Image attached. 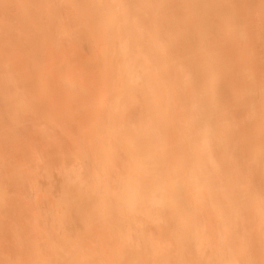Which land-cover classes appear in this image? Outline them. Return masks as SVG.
Listing matches in <instances>:
<instances>
[{
    "label": "bare ground",
    "instance_id": "1",
    "mask_svg": "<svg viewBox=\"0 0 264 264\" xmlns=\"http://www.w3.org/2000/svg\"><path fill=\"white\" fill-rule=\"evenodd\" d=\"M89 1L95 23L46 30L47 34L53 31L49 37L56 43L48 53L50 60L58 62L59 73L66 70L70 83L75 78L80 82L71 84V89L67 87L70 94H64L75 96L71 105L56 102L53 106L74 113L69 114V124L70 116L66 121L67 116L61 115L60 120L59 114V121L65 124L49 122L44 124L45 132H39L40 123L37 127L38 122L22 113L32 103L30 91L46 83L33 86L34 75H17L20 65L13 62L18 58L12 61L16 57L0 67V96L21 112L6 111L0 116V196L6 186L21 192L27 184H48L53 197L40 200L37 207L63 205L64 211L49 210L53 222L68 220L72 226L74 220L96 219L92 235L76 234L59 250L65 253L62 257H91L87 264H176L172 257L177 254H185V264H264V205L256 207L264 196L250 185L223 182L228 165L237 166L234 160H243V154L251 155L254 165L258 164L251 171L253 165L247 164L255 187L260 185L256 174H264V54L256 52L264 50V0ZM80 12L83 15L74 17L76 21L85 16ZM173 17L178 19L174 25ZM12 29L0 48L9 47L8 41L13 46L19 39L17 32L24 33ZM1 31L5 34L6 28ZM28 40L23 44L25 54L17 53L25 55L21 62L41 48ZM254 40L262 44L248 48ZM17 41L13 47L22 51L24 42ZM0 55L1 60L8 53ZM256 63L261 67L253 68ZM215 71L223 77L217 75V79ZM94 75L99 76L98 81ZM50 99L46 106L53 105ZM49 108L39 109L46 113ZM19 124L30 130L11 129ZM236 144L243 145L236 149ZM237 170L240 175L241 169ZM73 189H81L78 201L70 196ZM96 201L98 210L83 214ZM192 203L194 208H189ZM241 203L252 212L244 215ZM24 211L27 207L18 214ZM69 211L74 214L63 217ZM124 213V218H114ZM249 218L256 220L250 222ZM169 222L176 226L165 227ZM123 223L126 228L116 229ZM255 226L261 230L252 234L249 228ZM137 227L139 232L132 234ZM251 236L260 240L252 248H244ZM183 239L188 241L179 248ZM215 240L219 243L213 244ZM116 244L122 249H116ZM97 247L100 251L92 252ZM69 261L66 264H75Z\"/></svg>",
    "mask_w": 264,
    "mask_h": 264
},
{
    "label": "rangeland",
    "instance_id": "2",
    "mask_svg": "<svg viewBox=\"0 0 264 264\" xmlns=\"http://www.w3.org/2000/svg\"><path fill=\"white\" fill-rule=\"evenodd\" d=\"M90 3H91V1H89V0H0V31H1V28H6L5 34L3 33L4 31L0 32V33H3V34H0V43H2L1 41H3L4 38L7 37V34L8 35L11 34V33L10 34L8 33L11 28H14V29H12V31L14 30L13 32H15L18 28L20 30H24V31H22V33L24 32L22 35L20 34V32H17L18 33L17 35L19 36L18 37L19 39H17V40H20L19 43H22V40L24 42V43H22V46H23V44L27 45L28 43H27L26 39L30 38V40H28V42L29 41H32V42L35 41L36 46H39V48L41 47L39 49V52L37 51L38 52L37 54L31 56V59L28 56L29 58H26L25 62L20 61L21 59L25 58L24 57L25 56L24 55L25 54V51H24L25 46H23L22 51H17L18 49L16 50V48H20V47H16V46L13 47L14 44L17 45L16 42H18L14 38V37H17L15 34H13L14 36L13 35L11 36V37H13V40H16V42H14L13 46H12V42L8 41L10 43V45H9L10 48L5 47V46L4 47L2 46L0 48V54H3V53L7 54L8 53V55H6L4 57V59L2 58L3 60L2 59L0 60V63L2 61L0 67L2 66L3 62L5 64L6 61H9L10 59H13L14 57H16L12 61L16 60L17 58L19 60L17 59L16 62H13V63L20 65L21 68L23 66L22 71H21V68L19 67V72L18 73L16 72L17 75L21 74V73H22V75H19V76L25 77V76H29V75H32V76L34 75L33 78L35 77L34 78L35 80L34 79H32L33 81L30 80V82H32L33 86H34V84L36 85L37 82L41 83V81H42V83H46V85L41 87V89L36 87L37 89L34 88L35 91L33 89L30 91L31 93L33 92L32 94H30L31 96L29 95V97H32V101H31L32 103L30 105L29 104L26 105V108H25L26 110H24L22 113L23 115L28 116V117H26V119H32L34 122H36V123L38 122L37 127L39 126V123H40V126H39L40 130L38 129L39 132H45V130H46L45 127H46V125L48 126L47 123L51 122L49 124H52V123L59 121V118L57 117V115H59V114H60L59 117L61 115H66L67 117H64V116H62V117L66 118L65 120L67 121L68 117L70 115H72V113L68 112V114H67V112L65 113L64 109H62V110L59 109L60 110L59 111L58 108L55 109L56 106L54 108H53V106L56 104H59V105L64 104L66 106L71 105V100L73 102V100L75 101L76 98H75V96H73L74 99L68 98L66 96L67 94H70V93H68V91H71L68 89H71L74 85H76V86H78V84L80 85V82L77 81V83H76V78H75V81H72V83H70L69 80H67L69 78L65 77V71L66 70H64V68H63L60 70V73H59L58 62L55 61L54 59L50 60L51 58L49 57L48 53H51L50 50L55 47L56 43L54 42L55 38L50 39L51 35L52 34L54 35L53 31L49 32L50 34H47L46 30L53 28V26H57V27L62 26L63 24L68 25V26H70V24H71V27H77V24H78V26H80L81 24H85V23H90V24L95 23L97 18L92 15L93 14V6ZM171 9H173V8H171ZM80 11H83L85 16H83L81 19H79L80 21L78 19L76 21L74 17H77L80 14L83 15V13H81ZM185 16H186V14H185ZM172 19H171L172 22L175 20L178 21L177 17L175 19L173 17ZM171 21L169 20V22H171ZM169 22L167 21L168 24H169ZM112 23L113 22L106 21L105 24H112ZM74 24H76V25H74ZM171 25L169 26V28L171 27ZM173 25H174V22H173ZM32 29H34V30H32ZM173 29H175V28H173ZM11 37L8 36V38H10L12 40ZM56 37H57V35H56ZM61 40H64V39L62 38ZM259 44H262V43H259L258 41L254 40V41L250 42L249 45H247V46H248V48H256V47H259L258 46ZM246 47H243V48L246 49ZM14 48L17 52L12 53V49L14 51ZM243 48H242V50L246 51ZM227 49H228L227 47H226V49L223 48L224 51ZM18 52H20V53L23 52L24 53V54L22 53L23 56L17 54ZM256 52L258 54H261V55L264 54V50L263 51L261 50L262 53H260L258 50H256ZM256 52H253V54L257 55ZM29 54H30V52H29ZM239 54L238 55L240 57H241V55L244 56L242 53H239ZM0 57H3V55H0ZM103 57L104 56H102V58ZM29 59L31 60L30 62H29ZM28 62L30 64H28ZM13 63H11V64H13ZM19 63H21V64H19ZM31 63L32 64L34 63V65H32ZM38 63H39V65L37 66ZM257 63H256V65H253V68L261 67V66L258 67ZM29 67L31 69H33V68H35V69L30 71ZM36 68H37V70H36ZM54 69H56V70L54 71ZM33 71L35 73L36 72L37 73L35 74ZM48 71H49V73H48ZM216 71L218 73V70H216ZM216 71H215V77H217V75H218V74L216 75ZM43 75H45V76H43ZM219 75H218V77H220V78L223 77V76H221V75L219 76ZM98 77L99 76L94 75V78L97 81L99 80ZM218 77H217V79H220ZM50 78H52V81L54 80L53 84H51L52 81ZM92 78H93V76H92ZM247 79H249V78H247ZM0 81H1V79H0ZM3 81L4 80L2 79V83H3ZM66 81H67V83H65ZM240 81H244V80H240ZM48 82L50 83V85H52L53 91H54V89L56 90V91H54L55 93L52 91V94H51V90H52L51 88L52 87L49 85ZM58 83H60V85ZM68 83L70 84V86H68L69 85ZM73 83H74V85L72 86L71 84H73ZM57 85H58V87L56 88ZM48 86H50V87H48ZM67 87H69V88L67 89ZM97 89L98 88H96L94 90L95 93H97V91H98ZM64 91H67V92L65 93ZM241 91L242 90H239L237 92L235 91V92H236V94H239ZM61 92H63V93H61ZM64 94H66V95H64ZM56 95H57V97H56ZM65 98H67V99L65 100ZM0 99H4V98H1V96H0ZM49 99L51 100V102H53L52 106L51 105L46 106L49 102ZM6 100L7 99L0 100V104H3L0 106V116H4V114H7L6 111L14 112V113L15 112L21 113L18 108L12 109L10 107V103H5V102H7ZM69 100H70V102H69ZM3 101L5 104L3 103ZM58 101L61 104L58 103ZM240 101L243 102L244 100L241 99ZM42 102L43 103L45 102L46 104H43ZM38 104H39V106H37ZM41 105H42V107L45 105L46 109L50 107L49 109L52 111L49 110L45 113L46 110L43 111L44 109H41V110L39 109V108H42ZM27 107H28V109H27ZM36 110H37V112H36ZM55 110H56V112H55ZM29 111L31 113H29ZM58 111L61 113H59ZM38 112H41V113H38ZM34 113L36 115H34ZM40 114H43V117ZM33 115L36 116L37 118L34 117V119H33V117H32ZM73 115H74V113H73ZM55 116H56V119L54 118ZM243 116L245 118L246 115H243ZM70 119H71V116L69 117V120H68L69 122L66 123V121L63 120L64 122L59 121V123L69 124L71 121ZM42 120L44 121V123ZM46 120L48 122H46ZM53 120H56V121H53ZM60 120H62V118ZM41 122H42V124H41ZM59 123L57 122L56 124L59 125ZM44 124H45V127H44ZM27 126H30V125L27 124ZM24 128L26 129V132H28L30 130V128L26 127L25 125L24 126L20 125V126L11 127V129L16 130L17 132L22 131V129L25 131ZM28 128H29V130H28ZM43 129H44V131H43ZM77 134H79V133H77ZM77 134H75V135L73 134L74 137ZM237 145H239V146H237ZM242 145L236 144V149L238 147L240 148V146H242ZM236 149L233 147V150H236ZM249 151L252 152L253 150L250 149ZM243 156H245V158L243 157L244 158L243 160H242V158L235 159L237 162L242 163V164H239L234 160L235 164H237V166H239L240 168L237 167L236 165L232 164L234 166V168H236V170H233V166L231 168V165L230 164L228 165L230 167V168H228V170L231 173H229L227 170L228 173L226 172V175H227L225 177L226 180H224L223 182L225 184L227 183L226 185L231 183L230 185H232V186H238V187L243 186V187L249 188V185H250L251 187H254L257 189L259 188L261 191L259 189L258 190L255 189L256 190L255 192L257 194L261 192L260 193L261 196H262V194L264 196V188H263L264 187L263 186L264 185V177H263L264 174H262L264 171L262 170L263 171L262 172L260 170L261 171L260 175L262 174V176H259V174H256V176H255L256 179L258 178L257 185H259V183H260V185H262L263 187L261 186V188H260V185L255 187L256 185L254 186V183L253 182L251 183L254 174L248 173L252 169L254 170L253 167L256 166V165H254V163H255L254 159L255 158L251 157V155L248 156V155L243 154ZM246 157L250 158V159H248V161L251 160V162H248L247 160H245ZM252 158H253V160H252ZM239 160L240 161L242 160V161L240 162ZM257 163L258 162L256 161V164ZM263 163H262V167H264ZM247 164L253 165L252 168L251 167L249 168V166H247ZM50 167H53V166H50ZM256 167L258 168V164ZM248 168H249V171L247 170ZM237 169H239V170L241 169L240 170L241 172L239 171L240 175L237 174L238 173ZM244 170H246V171H244ZM243 172H245L246 174ZM61 173H63V172H61ZM55 175H57V174H55ZM59 175H60V173H58L57 176H59ZM248 175H249V177H248ZM235 176H236V178H235ZM245 176H246V178H245ZM41 177L44 178V176H41ZM259 177H262L261 179H263V181L261 179H259ZM237 179H239V180H237ZM249 179H250V181H249ZM225 181H227V182H225ZM229 181H230V183H229ZM231 181H233V182H231ZM247 181H248V185H247ZM48 188H49L48 184H43V185L27 184L22 188L23 191L16 192V190L14 188H11L10 186H6L7 190L5 191V194L3 196H0V264H14V263L18 264V262H17L18 260L20 262H22V264H30L31 262H32L31 264H33V263H35V261H37V262L48 261V262H54L55 264H66V263L70 262L69 260L75 262V264H82L83 262H85L87 264L89 262H92L93 259L87 255H82L79 257L76 254H69V256L63 255V257H62L61 255L65 254V253L63 252V250H61V251H59V250L61 249V246L63 244H65L67 241L75 239L76 234L77 235L82 234V235H88V236L92 235L93 234L92 223H94L93 221H95L96 219L93 218L94 219L93 220L92 218L87 217L85 219H81L80 220L81 222L74 220L73 223L75 224V226H74V224H72L73 227L71 225H69L71 223L67 219H66L67 221L64 223H62V221L59 222V220L57 222L54 221L55 222L54 223L52 221L54 219V216L49 210H53V212H56V211H61L63 209L62 211H64L63 205L52 206L51 208L48 207L45 209L42 207L43 205L41 207H37L40 204H42L39 202L40 200H47V199L53 197L51 191L48 190ZM262 191H263V193H262ZM80 192H81V189H73L70 192L71 198L72 199L74 198L75 200H77L76 198H78L77 196L80 194ZM16 199H18V201L20 200L19 204H17L18 201L16 203ZM79 201L81 202L82 200H79ZM38 203H40V204H38ZM20 204L23 205V206H21L22 208L20 207ZM262 205H264V201L258 203L256 205V207H260ZM34 206H36V208H38V209H34ZM187 206L189 208L193 206V208H194V203L188 204ZM26 207H27L28 211H24V212H22L23 214L19 215L18 210L19 211H20V209L23 210ZM29 208L31 211H29ZM40 208H41V211L39 210ZM98 208H99V204L96 201L93 204H91L90 207L88 206L86 211L84 210L85 212L84 213L82 212V213L85 214L86 212H95L98 210ZM241 209H242L241 212L244 215H246L247 212H252L251 207L245 206L242 203H241ZM15 210H17V213ZM38 210H39V212H36ZM221 210H223V207H221ZM218 211H220V208H218ZM26 212H28V215H26L27 214ZM254 212H256V211H254ZM73 214H74V212L69 211V213H67V212L64 213L63 217L66 218V217H69V215H73ZM30 215H31V217H30ZM63 217H62V220H64ZM124 217H125V213L122 215H119L117 217H114V218L115 219H117V218L121 219ZM251 219L249 218L248 221L254 222V220H256L254 218H251ZM166 222H168V221H166ZM61 223H62V225H61ZM59 224H60V227H58ZM164 224H167V225H165V227H168L169 224L172 225V223H170V222L164 223ZM68 226H69V229H68ZM173 226H176V225L173 224L171 227H173ZM120 227L126 228V224L123 223V224L119 225L116 229H119ZM139 230H140L139 227L134 228L131 231V233L137 234L139 232ZM260 230H261V227H258V226H255L253 229L249 228V231H251L252 234L255 232H258ZM156 231L157 230L152 231L153 235H155L157 233ZM62 234H63V236H62ZM166 234H168V233H166ZM171 235L172 234H169L170 237H171ZM165 237L168 239L167 235ZM206 237H208V233L206 234ZM234 238L236 240L237 236H234L232 239L234 240ZM259 240L260 239L251 236V238L249 239V242L246 243V246H244V248H247V249L252 248L254 245H256V243ZM185 241H188V240L183 239L182 241L178 242V244H180V245L177 244V246L179 248H180V246L185 247V245H184ZM217 243H219V240H215V243L213 242V244H217ZM243 245H245V244H243ZM237 246L239 247V244L238 245L236 244V247L234 246V248L237 249ZM115 248L118 250H121L122 245L116 244ZM98 249H100V248L99 247L93 248L92 252L100 251ZM116 252H118V251H116ZM131 254H133V252H131ZM192 254L194 255L195 252H192ZM15 260H16V262H15ZM120 262H122V261H120ZM172 262L176 263V264H178V263L179 264H185V254L179 255V256H178V254L175 255L174 257H172ZM104 264H110V263H104Z\"/></svg>",
    "mask_w": 264,
    "mask_h": 264
}]
</instances>
